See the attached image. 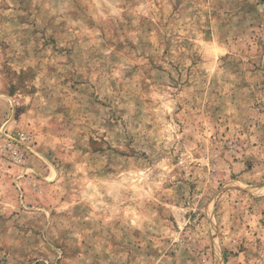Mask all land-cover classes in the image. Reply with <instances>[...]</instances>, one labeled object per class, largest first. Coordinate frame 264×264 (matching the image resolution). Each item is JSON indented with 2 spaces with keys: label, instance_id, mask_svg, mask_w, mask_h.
Listing matches in <instances>:
<instances>
[{
  "label": "rangeland",
  "instance_id": "374dc122",
  "mask_svg": "<svg viewBox=\"0 0 264 264\" xmlns=\"http://www.w3.org/2000/svg\"><path fill=\"white\" fill-rule=\"evenodd\" d=\"M0 264H264V0H0Z\"/></svg>",
  "mask_w": 264,
  "mask_h": 264
},
{
  "label": "bare ground",
  "instance_id": "6f19581e",
  "mask_svg": "<svg viewBox=\"0 0 264 264\" xmlns=\"http://www.w3.org/2000/svg\"><path fill=\"white\" fill-rule=\"evenodd\" d=\"M219 262V261H218Z\"/></svg>",
  "mask_w": 264,
  "mask_h": 264
}]
</instances>
